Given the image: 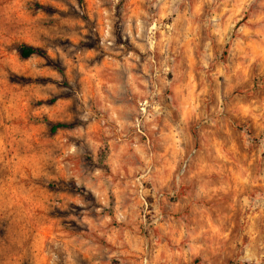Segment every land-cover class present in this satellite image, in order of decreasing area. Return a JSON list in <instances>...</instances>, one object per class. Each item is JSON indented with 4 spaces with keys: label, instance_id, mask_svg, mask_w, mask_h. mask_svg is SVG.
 Segmentation results:
<instances>
[{
    "label": "rangeland",
    "instance_id": "obj_1",
    "mask_svg": "<svg viewBox=\"0 0 264 264\" xmlns=\"http://www.w3.org/2000/svg\"><path fill=\"white\" fill-rule=\"evenodd\" d=\"M0 264H264V0H0Z\"/></svg>",
    "mask_w": 264,
    "mask_h": 264
},
{
    "label": "trees",
    "instance_id": "obj_2",
    "mask_svg": "<svg viewBox=\"0 0 264 264\" xmlns=\"http://www.w3.org/2000/svg\"><path fill=\"white\" fill-rule=\"evenodd\" d=\"M36 52H37V50L35 48L24 47L21 50V55H22V58L27 59V58H30ZM60 127H64V126L63 125H55L52 127V129H53V131H55L56 129H58Z\"/></svg>",
    "mask_w": 264,
    "mask_h": 264
}]
</instances>
